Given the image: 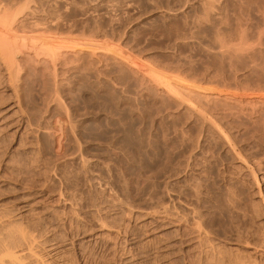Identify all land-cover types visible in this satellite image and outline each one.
I'll return each instance as SVG.
<instances>
[{
	"label": "rangeland",
	"instance_id": "374dc122",
	"mask_svg": "<svg viewBox=\"0 0 264 264\" xmlns=\"http://www.w3.org/2000/svg\"><path fill=\"white\" fill-rule=\"evenodd\" d=\"M69 1L48 7L54 11L60 6L56 14L63 24L59 20L58 33L71 25L76 40L73 34L64 37L65 32L51 37L69 39L66 45L72 39L101 40V50L111 46L128 51L134 66L145 69L141 72L219 95L208 103L189 90H177L185 106L193 105L217 129L192 118L184 108L177 110L170 102L167 106L148 90L120 93L107 75L98 78L84 66L89 75L80 68L59 75L62 81L51 80L55 76L39 70L43 64L34 66L20 58L22 77L15 84L30 123L22 133L0 124V221L6 224L0 225L1 239L11 241L22 230L27 239L39 240L35 251L43 264H58L63 257L67 262L94 263L102 250L92 256L89 249L79 253L71 244L79 242V228L89 223L96 233L117 235L92 221L104 205L100 210L107 221L125 223L127 238H133L115 261L123 254L134 256L131 264H264V55L253 53L257 26L221 23L218 8L206 11L207 0ZM5 83L0 84V110L14 99L8 97ZM168 111L173 115L166 118ZM125 197L136 207L122 203ZM146 204L148 210H141ZM154 204H160L157 213H152ZM165 204L172 213L170 209L164 214ZM173 210L181 216L174 211L173 217ZM61 235L64 239L58 240ZM169 242L176 243L175 254L165 250Z\"/></svg>",
	"mask_w": 264,
	"mask_h": 264
},
{
	"label": "bare ground",
	"instance_id": "6f19581e",
	"mask_svg": "<svg viewBox=\"0 0 264 264\" xmlns=\"http://www.w3.org/2000/svg\"><path fill=\"white\" fill-rule=\"evenodd\" d=\"M58 1L59 0H0V67H2V69H3L2 70L3 73L1 75L4 78V80H2V81H4L3 83H5V81H7V83H5L7 88H4V89H6L7 93H10L8 95V97H10V99L14 98L12 103L8 104L4 109L0 110V117H1L0 121L3 122V123H0V124H2L4 129L5 128L7 129L8 127L11 128L12 126H15V130L16 131H14V130L13 131L17 133V131L21 132L23 128L27 127L25 125L30 123L29 122L30 120L28 119L29 118L28 116H30V115L27 116V114L25 113V110L23 109L22 102H21V100H22L21 98L22 97L19 96L20 94L18 95V93H20V90L17 89V88H19L18 87L19 85H18V83H17L18 86L15 84V81L17 80V78L22 77V76H19L20 72L23 70V65H22V63L20 61V58H25V59L31 61V63H33V64L34 63L38 64L40 67H41V64H43V66L41 67L43 69H39V70H47L48 72L44 71L46 73H49V74H47V76H52V77L55 76V78H51L50 77L51 80L52 79L56 80L57 79L56 77H58V78H60V81H62L64 79L62 77L70 75L67 72L70 73V70L75 71L76 69H78V71H79V69L82 68L81 66H84L86 69L88 68V70L92 69L93 73H92V71H90L91 74H95L96 73L98 78H100V76L102 74L107 75L106 76L107 81L112 82V84H114L115 87L117 86L119 89H122V91L119 90V91H121L120 93H123V90L126 91V89H129V90H131V91H133V92H135L137 94L138 93L141 94L143 91L148 90L149 93H152V94H154L156 96H160L163 99V102L167 106H169V103L167 104V102H170V104L173 103V105H175L174 108L176 107L177 110H181L182 108H184L187 111V113L191 114V116L194 115V117H192V118H196V120L198 119L199 121L204 123V125H209V126L210 125L211 126L214 125L212 128H214V130L217 129L216 128L217 125L215 126V123L212 122V119H211V122H210V120H208L207 116L199 113V111H196V109H197L196 107H195L196 109H194L193 105H192V107L191 106H185L184 102H182L181 99L178 97L177 90H180V89L189 90V92L194 97H196L200 102H208V103L211 102V101H214L216 98H219L220 97L219 95H217L215 93H205V92L199 91L200 89L197 90L196 87L195 88H192V87L189 88L188 87L189 89H187L182 83H180L178 81H166V80H163L162 78H160V76H156L158 74H156V75H148L149 74L148 72H145V73L141 72L142 70H145V69H142L140 71L141 67L138 68V67L134 66L133 59H132V57H131V55L129 54L128 51H125V50L123 51L121 49H119L120 51H118V48H115V47L114 48L112 47V49H111V46H109L110 48L108 47L107 50H101L100 44H99L100 42H103L101 40H100V42L99 41H95L97 39H95V40H87V41L82 43L80 41L76 42V41H74L72 39L71 43H68L66 45V43H65L66 40H68V42H69L70 41L69 39H70L71 36H73L74 39H75L74 30H71L73 32V33H71V31L69 30L71 25L68 26V24L66 22L65 23L67 24V28L68 27L69 28L67 30L65 29L66 31H64L63 29L66 27L65 26V27H62L63 29H61V30L63 32H65L64 33L65 34L64 37L69 38V39H66V38L64 39V37H63L65 42L61 41L62 39H60V38H58V40L60 39L59 40L60 42L58 40H56V38L60 36V35L57 36L56 33L60 32L59 20H60V18L62 19V17L58 16L60 13L58 14V11L56 10V8L58 9V7H60V6L56 7L55 9H52L54 11L56 10L55 12L51 11L48 6H50V8H52L53 6L51 7V5L53 4V2L56 3ZM49 4H51V5H49ZM68 4H70V3H68ZM54 5L56 6V4H54ZM67 6H69V5H66V7ZM207 7H208L209 11L207 9H206V11L209 14L212 13V11L214 12L213 9L218 8V12H219L218 14L220 15V16L218 15L219 19H220L221 23H223L225 25H228L229 23H248V24H254L255 26H257V29H258V32H257L258 46H255L253 48V53L256 56H258V55L260 56L261 54L264 55V0H207ZM103 9H105V8H103ZM56 12H57L58 15L56 14ZM69 21H70V19H69ZM60 23H61V20H60ZM72 23L73 22L71 21L70 24H72ZM62 24L63 23H61V25ZM103 30H105V29H103ZM63 32L62 33H58V34H62L63 35ZM67 32H70V33L66 34ZM75 32H76V30H75ZM29 33H30V35H28ZM31 33H32V35H31ZM49 34H51V35L49 36ZM53 34L56 35V36H54V37H56L55 39L53 37H51ZM69 34H73V35L69 36ZM97 35L99 36L100 34H97ZM95 37H97V36H95ZM99 39L100 38L98 37V40ZM61 42H63V43H61ZM136 62H138V61L135 60V63ZM138 63H140V62H138ZM63 64H64V66H63ZM139 65H142V64H139ZM34 66H37V65L34 64ZM85 68H82L83 69L82 72L85 71ZM34 69H37V68L34 67ZM88 70H86V71H88ZM86 71H85V74L87 73ZM41 73H43V72H41ZM60 73H63V74H60ZM64 73L65 74L67 73V75H65ZM89 73H87V75H89ZM44 74H42V75L44 77H46ZM50 74H52V75H50ZM59 75H64V76H59ZM96 75H94V77ZM104 75L102 77H104ZM43 76H42V78H43ZM92 77H93V75H92ZM40 78H41V75H40ZM101 80L102 79H100V81ZM2 81H0V82H2ZM17 81L19 82V80H17ZM97 82H99V80ZM102 82H104V81H102ZM3 83H0L1 86L4 85ZM49 83H52V82L49 81ZM56 83L58 84V81H56ZM61 83H63V82H61ZM58 86H60V85H57V88H58L57 90H59V88H60ZM51 87H50V89L55 88V87H52V88ZM48 88H46V89H48ZM53 91H56V90H53ZM119 91L117 89V92H119ZM56 92H59V91H56ZM56 92L55 93L53 92V94L59 95ZM49 93H51V91ZM19 97H20L21 100L19 99ZM4 98H2L3 102L6 101V100H4ZM233 102H235L236 104L238 103V105L244 104L243 103L244 101L241 100V99H235ZM239 103H241V104H239ZM261 103L264 104L263 102H261ZM204 104H206V103H204ZM117 106H118V104H117ZM168 108H171V107H168ZM168 108H166V109H168ZM261 109H262V107H261ZM200 112H202V111H200ZM172 113L173 112L168 111V113L166 114L165 117L169 118L171 115H173ZM14 118H17V119L14 120ZM209 119H210V117H209ZM70 124L72 125V123H70ZM218 125L221 126L220 124H218ZM3 127H1V128L3 129ZM222 127H224V126H222ZM222 127L220 129H222ZM12 129H13V127H12ZM207 130H208V127H207ZM224 130H225V128H224ZM24 131L25 130L23 129L22 132H24ZM217 131H218V133H220L219 136L221 138V136L224 135V134H222L220 132L221 130H216L215 132L217 133ZM213 134H214V132H213ZM225 134H227V133H225ZM217 135L215 134V136H217ZM22 136H24V135H22ZM219 136L217 137V139H219ZM224 137H225V135H224ZM227 139H228V137H227ZM224 145H227V144H224ZM241 161L244 162L245 159L241 160ZM247 165L250 166L249 164H247ZM251 174H253V171L251 172ZM254 176L256 177L257 175H254ZM255 180L259 181V179H256V178H255ZM258 181L255 184H257ZM168 185H170V184H168ZM154 194L155 193H153V195ZM80 196H81V194H80ZM150 196H152V195H150ZM75 198H77V197H75ZM75 198L73 200H75ZM78 198H80V197H78ZM73 200H72L73 203L77 202L76 201L77 199L75 201H73ZM149 200H153V199H149ZM155 200H153V201H155ZM122 201H120V202L125 203L126 206H128L129 208L136 207L135 203H132L126 197ZM173 203H174V201H173ZM75 204H77V203H75ZM156 204H157V202H156ZM160 204H158V205H160ZM174 204L171 205V206H174ZM100 205L101 204H99V206ZM158 205L156 207H158ZM178 206L180 207V205H178ZM102 207H100V209ZM104 207H106V206H104ZM148 207H149V205L146 204V205L141 207V210H148V209H144V208H148ZM156 207H155V204H154V211L152 209V213L156 212V209H157ZM176 207H175V209H178ZM80 208H82V207H80ZM138 208H140V207H138ZM150 208H153V206L150 207ZM163 208H164V211H165L164 214H166V212H170L171 208H168V205H166V207H163ZM100 209H98V211H97V208H96L97 213L94 212V213H96V215L94 213H92V215H95L94 217L92 216L93 217L92 221L99 228H101L103 230H107V231H115L117 233V235L115 237H113V236H110V235L108 236L107 232H106V234H104L103 232H101V233L97 232L96 233V231L93 229V227H89L91 225V223H89V224L87 223L89 225L88 227H87V225L86 226L82 225V227L79 228V233L77 234L78 236H80L79 242L75 243V242L72 241L73 243L71 245H73V248L79 253L83 252V251L85 252L86 250L89 249L91 255L93 254V252H96L97 250H102L101 251V253L103 252L102 256L100 255L101 254L100 252H97V254L100 253L99 255L101 257V259L99 261L91 263L93 261L90 260L91 261L90 263L89 262L86 263V262H84V261H86V259H85L83 261L84 262L83 264H131L130 260L133 261L132 257H134V256H132V257L130 256L131 259L128 258V257L124 258L123 254H122L123 257L120 256V261L119 260L115 261L116 257L114 258V256H116L117 254H119V253L121 254L122 251H125V249L127 247L125 248V247H123V245L127 244L128 239L132 238V237L131 238H127V236H126L127 231H128L127 230L128 227H126L124 225L125 223L121 224L122 222H118V224H117V223H115L116 221H114V220H113L114 222L109 223L108 222L109 220L107 221L105 215L101 214L102 211ZM158 209H160V208H158ZM107 210H110V209H107ZM130 210L133 211L134 209H129V211ZM174 211H178V210H173V215H172L171 214L172 213V209H171V213L170 214L173 217L176 214V213H174ZM160 212H163V211L159 210L158 213H160ZM177 213L178 214H176V215L181 216V215H179V211ZM184 216H182V217L185 218ZM183 218H181V219H183ZM84 219H85V217H84ZM87 219H89V218H87ZM186 219H187V217H186ZM62 220H64V219H62ZM69 220H71V218ZM179 220L180 219H178V222L182 221V220L181 221H179ZM85 221H87V220H85ZM159 221H161V220H159ZM61 222L63 223V221H61ZM68 222L71 224L70 221H68ZM74 222L77 223V221H74ZM175 223H176V221H175ZM183 223L187 224L188 222L185 221ZM3 224H5V222H3L1 220L0 221V225H3ZM63 224H62V226H63ZM65 224L68 225V223H66V222H65ZM150 224H152V223H150ZM72 225L74 227L73 223L71 224V226ZM98 227H95V228H98ZM200 227L198 226L197 228L201 229ZM65 228H67V227H65ZM151 229H154V228H151ZM198 229H194L192 231H195V230H198ZM98 231H100V230H98ZM132 232L130 234L131 236L134 233V232L133 233ZM20 233L22 235L20 234V236H18L19 234L18 235L16 234V236H18V237H16L14 235L15 238L13 237L12 238L13 240L11 239V241H9V240L7 241V239H5L6 241L5 240L3 241V239H1L2 237H0V264H43L41 258L39 257V254L36 253V251H35V247L37 246L35 242H37L38 239L34 240V238H33V240H32L30 238L31 239L30 240V239H27L29 237H25L24 236L25 234L22 233V230H20ZM128 233H129V231H128ZM194 233H191V235L194 234ZM198 233H196V236L198 235ZM26 234H27L26 236H30L29 233L26 232ZM168 235H170V234H168ZM31 236H34V235L32 234ZM62 236L63 235L58 236V240ZM196 236H195V238H197ZM133 237H134V235H133ZM183 240H186V239H183ZM189 240H191V239H189ZM52 241H55V239L52 240ZM192 241H193V238H192ZM130 242H131V240H130ZM132 242L134 243V240H132ZM58 243L59 242L56 241L53 244H55L56 247H57ZM184 243H186V242H184ZM184 246L189 248L191 245L189 246V244H185ZM50 247H53V246H50ZM164 247H165V250H168L169 252H172L173 249L176 248V243L175 242H169L166 245H164ZM123 248H125V249L123 250ZM110 254H112V255H110ZM173 254H175V253H173ZM93 255H95V254H93ZM95 256H97V255H95ZM62 257L63 256H61V258ZM81 257H83V255ZM88 257L89 256L87 255V258ZM63 258L59 260L60 262H58V264H82V263H78L80 260L77 261V259L73 263L71 261H74V260H70V262L69 261L67 262ZM76 258H78V257H76ZM90 258L91 257H89L88 259H90ZM118 259H119V257H118Z\"/></svg>",
	"mask_w": 264,
	"mask_h": 264
}]
</instances>
